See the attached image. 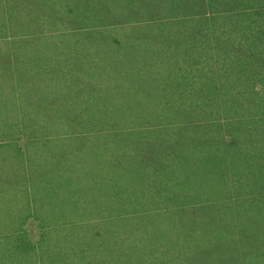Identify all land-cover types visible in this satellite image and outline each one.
I'll list each match as a JSON object with an SVG mask.
<instances>
[{
    "label": "rangeland",
    "instance_id": "374dc122",
    "mask_svg": "<svg viewBox=\"0 0 264 264\" xmlns=\"http://www.w3.org/2000/svg\"><path fill=\"white\" fill-rule=\"evenodd\" d=\"M40 1L20 2L10 16L0 8V264H188L191 254L214 263V256L200 252L207 246L219 251L210 247L211 238L181 234L168 214L184 210L182 217H192L207 204L203 198L179 209L157 207L148 190L155 168L146 167L150 176L137 173L144 163L121 124L101 133L98 126L80 124L101 115L119 117L139 96L161 93L157 85L168 73L160 67L162 54L183 59L187 45L205 38L182 34L167 50L169 38L159 34L164 31L110 28L106 33L121 41L105 50L95 34H68L66 25L55 29L36 20L47 8ZM217 1L230 7L233 0ZM113 64L124 81L116 79ZM168 81L165 97L172 98L179 89ZM165 161L159 160L162 168ZM175 178L180 187L201 188L192 177ZM161 182L169 183L164 170ZM121 211L127 212L117 216Z\"/></svg>",
    "mask_w": 264,
    "mask_h": 264
},
{
    "label": "trees",
    "instance_id": "16d2710c",
    "mask_svg": "<svg viewBox=\"0 0 264 264\" xmlns=\"http://www.w3.org/2000/svg\"><path fill=\"white\" fill-rule=\"evenodd\" d=\"M38 1L0 0L5 4L0 8L10 16L18 3ZM40 2L47 8L37 13L36 20H47L55 29L66 25L71 29L68 34H95L105 50L121 41L106 33L110 28H133L140 34L148 27L164 31L170 34L159 33L169 38L167 50L182 34L205 38L197 44L204 46L187 45L189 53L183 59L167 60L163 58L167 52L162 54L165 62L160 67H167V79L179 89L176 96L165 97L170 84L165 79L157 85L161 93L139 96L132 109L120 110L119 117L101 115L99 120L88 118L80 124L98 126V133L121 124L123 137L131 135L139 150L137 161L144 163L137 173L148 174L146 167L155 168L148 174L152 181L148 190L149 201L157 207L158 203L188 207L201 197L207 203L193 210L194 218L182 217L179 213L184 210L168 212L181 234L208 235L214 242L208 243L210 247L219 250L200 249L201 254L214 256V263L191 254L188 264H256V260L264 264V0H233L230 7L217 0H124L122 7V0ZM60 5L63 9L57 8ZM59 11L66 16L59 17ZM136 65L141 68L139 62ZM116 67L111 66L112 72L122 82ZM238 68L243 70L238 73ZM170 73L179 81L171 80ZM160 158L167 163L163 168ZM161 170L169 181L166 186ZM187 176L200 190L178 186L175 177Z\"/></svg>",
    "mask_w": 264,
    "mask_h": 264
}]
</instances>
